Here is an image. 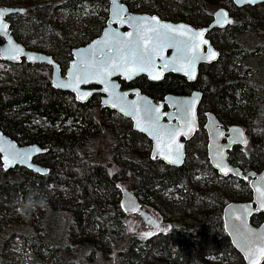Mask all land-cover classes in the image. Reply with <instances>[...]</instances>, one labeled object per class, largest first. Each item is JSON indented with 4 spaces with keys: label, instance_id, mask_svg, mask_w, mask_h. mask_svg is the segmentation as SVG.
<instances>
[{
    "label": "trees",
    "instance_id": "1",
    "mask_svg": "<svg viewBox=\"0 0 264 264\" xmlns=\"http://www.w3.org/2000/svg\"><path fill=\"white\" fill-rule=\"evenodd\" d=\"M124 1L131 10L195 25L209 24L214 6H226L233 13L226 28L211 30L220 57L201 67L197 81L168 73L159 82L142 76L132 84L124 82V87L137 86L155 99L202 90L199 119L200 110L209 109L224 124L239 123L248 133V144L231 151V162L263 168L264 3L238 7L233 0ZM109 4L110 0H0V5L24 8L8 16L14 36L30 49L51 54L64 69L74 47L101 33ZM87 8L99 15L85 19ZM40 68L24 60L12 64L13 70L0 79L2 130L20 144L48 147L37 161L49 167L46 174L22 166L5 170L0 156V264L26 262L12 251L19 239L34 264H110L113 256L116 264H134L142 254L155 264L243 262L223 229V209L232 200H251L252 190L246 181L222 177L213 168L203 140H196L207 138L202 127L192 140L196 154L191 149L183 165L170 166L150 156L151 140L127 118L103 107L99 94L81 103L70 91L56 88ZM201 172L208 175L206 181ZM119 180L128 181L140 200L170 219L166 232L145 240L130 235L119 215ZM230 180L240 186L239 193ZM30 194L46 197L47 206L25 218L19 209ZM58 212L62 227L69 220L68 235L60 242L52 238L60 228L54 229ZM263 220V213L251 218L254 224ZM21 224L32 229L22 230Z\"/></svg>",
    "mask_w": 264,
    "mask_h": 264
},
{
    "label": "water",
    "instance_id": "2",
    "mask_svg": "<svg viewBox=\"0 0 264 264\" xmlns=\"http://www.w3.org/2000/svg\"><path fill=\"white\" fill-rule=\"evenodd\" d=\"M234 3L243 7L264 3V0H234ZM0 11L4 12L3 22L8 25L5 32H0L3 39L0 44V60L18 64L25 57L32 64L52 65V83L56 88L74 93L77 101L81 103L88 102L91 97L100 93L103 107L129 118L134 129L151 140L152 158H158L174 167L185 163L187 143L200 129L199 106L203 99L202 90L193 89L185 94L167 93L163 98L155 99L137 86L124 87V82L131 84L141 76H146L149 81L159 82L168 73L183 75L190 82L197 81L201 67L216 62L220 57V50L209 34L211 30L224 29L233 22V16L227 7L216 9L209 24L195 25L186 21L165 19L157 13L131 10L124 0H110L107 21L101 33L90 42L72 49L73 56L65 74L62 73L61 64L51 54L29 49L14 36L8 16L24 12V8L0 6ZM160 25H170L175 31L161 28ZM150 28H158L161 33V39L155 45L156 51L151 54V62L146 59L127 65L121 62L119 50H127L130 42L135 43L138 40L141 30ZM185 31L186 35L181 34ZM129 33L132 34L131 37L128 36ZM193 38L197 45L195 50L192 48ZM13 46L21 50L15 59V54L11 51ZM156 76L159 79H155ZM205 116L203 127L208 136L211 165L221 175L249 178L253 193L252 200H233L225 205V229L235 249L243 257V262L239 264H262L264 255L258 250L264 247V221L256 225L251 218L256 212L264 213V167L260 170H245L230 161V150L233 147H244L248 144V133L243 125L233 123L226 128L211 110L206 111ZM47 151L48 147L38 143L20 144L4 133L0 126V156L5 170L22 166L46 174L49 167L36 158ZM7 160H12L13 163L6 166ZM122 206L128 212L140 211L151 227L159 226L154 216L141 209L138 197L128 188L122 189ZM249 251L252 254L251 260L248 258Z\"/></svg>",
    "mask_w": 264,
    "mask_h": 264
},
{
    "label": "rangeland",
    "instance_id": "3",
    "mask_svg": "<svg viewBox=\"0 0 264 264\" xmlns=\"http://www.w3.org/2000/svg\"><path fill=\"white\" fill-rule=\"evenodd\" d=\"M217 8H218V6H214L213 9H212V12H214ZM91 10H92L91 8H87L86 9V13H85L86 17H85V19L92 20L96 16L99 15L98 12L91 13ZM136 11H140L141 12L142 10L141 9H136ZM107 12H108V10H107ZM13 14H16V13H13ZM80 23H82V22L79 21L78 24H80ZM79 28L82 29L83 27H79ZM2 42H3V39L0 38V44ZM36 65H39L41 67L40 70L41 71H45L46 74L49 75V77L51 79V83H52V69L53 68L51 66L47 65V64L37 63ZM47 66H49V67H47ZM12 70H13L12 69V63L4 62L2 60L0 61V79L3 78L8 72H11ZM63 70H65L64 67H62V71ZM190 92H191V90H190ZM74 96H75V94H74ZM199 108H200V106H199ZM206 111H210V110L209 109H207V110L201 109L200 110V122L202 123V128L201 129H203V131H205L204 127H203V124L205 123V120H206V116H205V112ZM113 116L117 117L116 114H113ZM129 121L132 124V121L131 120H129ZM224 121L226 122V124H225L226 126L233 124L231 122H227L226 120H224ZM196 140H197V142H199L200 140H203L204 146L207 144V138L205 136H202V137L200 136V138L197 137ZM192 144H193L192 141L190 143H188L187 151L191 152L192 151L191 149H193V152L191 154L195 155L196 154L195 152L197 150H196L195 147H192ZM151 149H152V147L150 146L149 153L151 152ZM1 165H2V162H1ZM202 173L203 172H201V174ZM206 176H208V175L204 173V174H202L200 176V178H203L206 181L207 178H208ZM196 177L199 178V175L196 176ZM211 178H212V176H211ZM118 186L120 188V192H121L122 188H128L130 190L132 189L130 183L128 181H124V180H119L118 181ZM232 189L236 193H239L241 191L240 186L234 187ZM120 197H121V195L119 196V199H121ZM120 206L122 208V209H120L121 213L119 214L121 216V222L126 225V228L130 232V235H135V236H137L138 238H140L142 240H145L146 238H149L151 235L159 233L160 231L167 230L170 227V225H171L170 219H168L161 210H159L158 208H156V207H154V206H152L150 204H146V203L143 202L142 203L143 209H145L146 211L152 213L157 219L160 220L161 227L159 229L148 228V223L144 219H142V217H138L139 213H137V212H133L132 213V212L125 211L123 209L121 200H120ZM65 217L66 216H64V218ZM61 219H62V212L54 213V229H55L56 225H60V228L55 229L56 233L53 232V236H52V238L56 242H60L63 239L65 240L67 235H68V232H69L68 230L65 229V226L68 224L69 220H67L66 225L64 227H62L61 226ZM19 227H22V230H25L26 228L32 229V227L29 226L28 224H21V225H19ZM16 239H19V238H16ZM141 243H146V242H140V245H141ZM12 251L17 256V258L21 257L23 260L26 261L23 264H34L33 263V257L30 255L29 250L27 249V247L23 245L21 239H19V242H14ZM118 252H119V250H118ZM142 255H140L139 257L136 256L138 258H136V262L133 260L134 264H155V262L148 261V260H151L153 258H151V257L149 258V257H147V255H144V256H142ZM117 260L118 259L115 260V258L113 256V258L111 259L110 264H116ZM155 260H163V259H155ZM118 262L120 263V261H118ZM226 263H228V262L227 261L221 262V264H226Z\"/></svg>",
    "mask_w": 264,
    "mask_h": 264
},
{
    "label": "snow or ice",
    "instance_id": "4",
    "mask_svg": "<svg viewBox=\"0 0 264 264\" xmlns=\"http://www.w3.org/2000/svg\"><path fill=\"white\" fill-rule=\"evenodd\" d=\"M251 2H254V0H251ZM3 15L4 12L0 11V32H5L8 28V25L3 22ZM155 20V18H152ZM225 22H229L225 20ZM161 28L168 29L169 31H175V29L172 28L170 25H160ZM142 34H138V40L135 43L130 42L127 50L120 49L119 50V58L121 62H123L125 65L128 63H136L137 61L143 62L145 59L150 63L151 62V54L156 51L155 45L159 43L161 39V33L159 32L158 28H150L148 30H141ZM151 33V35H149ZM181 34L186 35L187 31L182 32ZM202 35V33H200ZM129 37L132 36L131 33L128 34ZM196 42L193 38L192 48L195 50L196 48ZM11 51L15 54L13 58H17L21 52V50L15 46L12 47ZM215 54L213 53V56ZM29 59H32V57H29ZM141 70H143L141 68ZM155 79H159V76L154 77ZM36 151H40L39 149H36ZM177 154H179V148L176 149ZM20 155V154H17ZM175 162V161H170ZM11 163H13L12 160L6 161V166H10ZM219 166V165H218ZM39 171V169H37ZM222 171L224 169H221ZM229 171H231L229 169ZM264 206V204H262ZM261 255H264V247L260 248L258 250ZM248 258L249 260L252 259V254L249 251L248 252Z\"/></svg>",
    "mask_w": 264,
    "mask_h": 264
},
{
    "label": "flooded vegetation",
    "instance_id": "5",
    "mask_svg": "<svg viewBox=\"0 0 264 264\" xmlns=\"http://www.w3.org/2000/svg\"><path fill=\"white\" fill-rule=\"evenodd\" d=\"M233 2H234V0H233ZM235 4V3H234ZM226 7V6H225ZM219 8V7H218ZM217 8V9H218ZM214 13V12H213ZM231 14H233L232 12H231ZM213 18V17H212ZM81 46V45H80ZM28 48V47H27ZM30 49V48H29ZM26 61V59H25V57H23V59H22V61ZM21 61V62H22ZM20 62V63H21ZM27 63H29L28 61H26ZM12 64H14V63H12ZM30 64H32V63H30ZM47 65H49V66H51L52 67V65H50V64H47ZM69 65V64H68ZM68 67V66H67ZM66 67V68H67ZM66 68H65V70H63V74H65V71H66ZM53 70V69H52ZM142 77V76H141ZM136 80V79H135ZM134 80V81H135ZM133 81V82H134ZM132 82V83H133ZM131 83V84H132ZM131 86H133V85H131ZM130 87V86H129ZM143 92V91H142ZM72 93V92H71ZM72 94H74V93H72ZM97 94H99V95H101L100 93H97ZM96 95V94H95ZM76 97V96H75ZM92 98V97H91ZM90 98V99H91ZM159 99H161V98H159ZM125 117V116H124ZM127 118V117H126ZM129 119V118H128ZM130 120V119H129ZM199 121H200V119H199ZM132 126H133V123H132ZM223 126L224 127H228V126H226L224 123H223ZM202 127V123L200 122V128ZM134 128V127H133ZM200 130V129H199ZM205 130V129H204ZM205 133H206V136H207V132H206V130H205ZM195 137V136H194ZM194 137L188 142V143H190L193 139H194ZM188 143H187V147H188ZM151 146V145H150ZM237 146H239V145H236L235 147H237ZM235 147H233L231 150H230V153H231V151L235 148ZM239 147H242V146H239ZM204 148H205V152H206V155H207V157H208V159H209V156H208V136H207V144L204 146ZM44 153H46V152H44ZM44 153H41L40 155H38L37 156V158H36V160L38 159V157L39 156H41L42 154H44ZM150 156L152 157V151L150 152ZM187 157H188V151H187ZM186 157V158H187ZM153 159H156V158H153ZM231 161V160H230ZM209 162H210V159H209ZM211 163V162H210ZM233 164H235L234 162H233ZM236 165H238V164H236ZM240 166V165H239ZM243 168V167H242ZM243 169H245V170H250V169H253V168H243ZM262 169V168H261ZM254 170H258V169H254ZM260 170V169H259ZM219 173V172H218ZM219 175H221L220 173H219ZM222 177H233V178H236V179H241V178H238V177H235L234 175H229V176H224V175H221ZM242 180H244V181H246L247 183H248V185H249V187H250V183H249V181H250V179L249 178H247V179H242ZM231 181V186L234 188V187H238V184H236V183H234V181L233 180H230ZM123 189V188H122ZM250 189H251V187H250ZM132 190V189H131ZM252 190V189H251ZM133 192H134V190H132ZM121 193H122V190H121ZM135 193V192H134ZM136 194V193H135ZM252 195H253V193H252ZM136 196H137V194H136ZM138 197V196H137ZM138 199H139V201H140V203H141V209H143V206H142V203H143V201L142 200H140V198L138 197ZM252 200V199H251ZM233 201V200H232ZM239 201H242V200H239ZM230 202V201H229ZM228 202V203H229ZM121 203H122V195H121ZM144 203H146V202H144ZM146 204H150V203H146ZM150 205H152V204H150ZM152 206H154V205H152ZM155 207V206H154ZM225 207V206H224ZM143 210H145V209H143ZM224 210V209H223ZM146 211V210H145ZM134 212H137V213H139V216L138 217H142V219H144L146 222H147V220L141 215V212L140 211H134ZM148 212V211H147ZM133 213V212H132ZM150 213V212H149ZM256 213H261V212H256ZM151 214V216H154L152 213H150ZM255 214V213H254ZM253 214V215H254ZM264 214V213H263ZM252 215V216H253ZM155 217V216H154ZM156 218V217H155ZM157 219V218H156ZM157 221L159 222V226H157V227H151V225L148 223V228H151V229H159L160 227H161V224H160V220L159 219H157ZM264 221V220H263ZM262 221V222H263ZM261 222V223H262ZM261 223H259V224H261ZM223 229H224V231L226 232V234H227V236L230 238V236H229V234H228V232L226 231V229H225V223H224V219H223ZM259 224H256V225H259ZM171 226V225H170ZM170 228V227H169ZM168 230V229H167ZM167 230H165V231H160L159 233H161V232H166ZM158 233H156V234H153V235H151L149 238H151L152 236L154 237L155 235H157ZM149 238H147V239H149ZM230 240H231V238H230ZM232 242V241H231ZM233 245V244H232ZM234 246V245H233ZM238 251V250H237ZM239 252V251H238Z\"/></svg>",
    "mask_w": 264,
    "mask_h": 264
},
{
    "label": "clouds",
    "instance_id": "6",
    "mask_svg": "<svg viewBox=\"0 0 264 264\" xmlns=\"http://www.w3.org/2000/svg\"><path fill=\"white\" fill-rule=\"evenodd\" d=\"M46 206H47L46 197L39 196V198H37V195L30 194L28 198L21 205L19 211L21 215H23L25 218H28L38 208H44Z\"/></svg>",
    "mask_w": 264,
    "mask_h": 264
},
{
    "label": "bare ground",
    "instance_id": "7",
    "mask_svg": "<svg viewBox=\"0 0 264 264\" xmlns=\"http://www.w3.org/2000/svg\"><path fill=\"white\" fill-rule=\"evenodd\" d=\"M0 6H3V5H0ZM7 6V5H6Z\"/></svg>",
    "mask_w": 264,
    "mask_h": 264
}]
</instances>
